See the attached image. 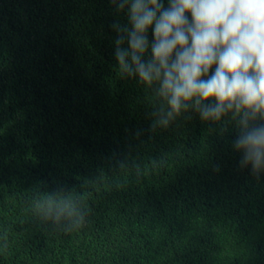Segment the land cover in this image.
<instances>
[{"label": "trees", "instance_id": "16d2710c", "mask_svg": "<svg viewBox=\"0 0 264 264\" xmlns=\"http://www.w3.org/2000/svg\"><path fill=\"white\" fill-rule=\"evenodd\" d=\"M113 22L110 0H0V264H264V174L239 166L234 124L153 130ZM58 185L86 191L83 228L33 215Z\"/></svg>", "mask_w": 264, "mask_h": 264}, {"label": "clouds", "instance_id": "9594fccd", "mask_svg": "<svg viewBox=\"0 0 264 264\" xmlns=\"http://www.w3.org/2000/svg\"><path fill=\"white\" fill-rule=\"evenodd\" d=\"M110 3L126 15V23L112 24L115 68L150 93L152 129H167L190 111L234 124L239 166L264 174V0ZM151 163L157 169L166 161ZM85 192L58 185L34 199L31 211L67 232L79 230L90 211Z\"/></svg>", "mask_w": 264, "mask_h": 264}]
</instances>
